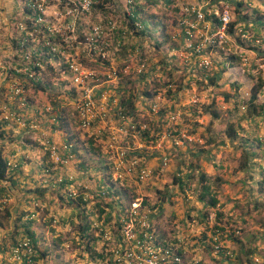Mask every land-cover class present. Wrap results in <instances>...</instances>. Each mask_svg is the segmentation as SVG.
I'll list each match as a JSON object with an SVG mask.
<instances>
[{
	"label": "built area",
	"instance_id": "1",
	"mask_svg": "<svg viewBox=\"0 0 264 264\" xmlns=\"http://www.w3.org/2000/svg\"><path fill=\"white\" fill-rule=\"evenodd\" d=\"M16 1L18 7L14 17L5 25L7 48H0L3 51L0 54V81L4 82L0 86V122L21 129V134H27L31 142L44 146L54 169L63 171L52 180V185L65 179L87 189L91 180L100 178L104 172L99 179L102 184L94 192L84 191V199L93 201L108 195L116 199L115 191L121 190L128 197L132 196L122 210L119 204L113 206L111 220L103 216L97 219L95 208L89 207L88 211L94 213L90 216L93 236L106 244L104 252L107 255L103 261L94 260L88 264H108L107 261L112 264H187L179 240L166 239L156 228L154 218L162 208L156 180L166 169L169 154L164 152L163 140L167 139L169 145L177 148L192 138L182 131L173 133L175 129L170 127L180 115L178 108H160L163 99L159 93L148 98L133 89L123 90L120 76H140L144 79L142 84L164 80L162 91L169 90L168 103L175 106L174 103L181 99L186 104L196 105L200 101L196 81L206 83L207 75L214 73L212 60L205 51L218 49L224 55L222 66L225 69L230 59L247 62L245 52L251 54L261 67L264 66V33L253 36L251 25L246 22L234 24L229 29L234 17L230 5L222 0H187L178 7L169 38L181 51L175 53L176 46L173 45L165 47L171 50L169 55L178 56L182 61L180 66L164 65L169 71L166 75L173 76L170 78L162 75V64L149 65L137 46L132 50L123 48L141 29L134 0L121 3L120 18L105 11H95L93 7L99 0ZM242 1L250 21L254 15L248 6L254 2ZM96 13L98 19L92 21V14ZM254 46L258 49L252 48ZM126 51L128 59L118 63L121 52ZM177 73L183 76L179 80L181 89L177 87L179 81L175 83ZM36 92L48 96L38 101L33 97ZM122 92L125 96L138 94L132 110L120 104ZM161 110L165 122L160 132L155 133L151 117ZM69 117L73 124L69 123ZM36 130L41 131L40 135H36ZM77 131L85 141L84 147L88 146V138L99 144L102 159L98 164L100 162L105 169L98 171L92 167L66 171L80 161L73 153ZM53 134L61 137L54 140ZM146 135L149 140H144ZM152 152L159 154L160 163L156 168L144 161L145 155ZM6 165L10 169L16 166L9 160ZM41 171L43 185L47 182V163ZM70 195H75V189H71ZM10 199L9 194L0 195V213L9 205ZM30 204L32 207L25 218L37 221L42 207L32 199ZM51 222L54 228L58 226V219L51 218ZM218 235L219 231L215 230L212 243ZM211 245L213 251L218 250L217 244ZM35 256V247L26 235H20L6 246L0 255V264H32Z\"/></svg>",
	"mask_w": 264,
	"mask_h": 264
},
{
	"label": "rangeland",
	"instance_id": "2",
	"mask_svg": "<svg viewBox=\"0 0 264 264\" xmlns=\"http://www.w3.org/2000/svg\"><path fill=\"white\" fill-rule=\"evenodd\" d=\"M185 1L175 0L168 7L164 6L162 1L152 8H149L147 4H141L140 12H137V19L147 18L146 13L148 12L153 13L163 19L169 32L178 16V13L176 14L178 7ZM253 2L248 6L251 7L253 19L255 20V17L258 16L264 22V0H253ZM140 3H144L143 0H140ZM253 7L255 8L252 9ZM250 28H252L253 36H256L254 26L251 25ZM263 29L264 25L257 26L258 31L261 32ZM155 33L157 32H154V28L150 25L148 27L150 38L140 37L139 51L146 56L148 64L153 66L164 63L180 66L181 59L168 54L171 50L168 51L165 48L168 47L167 42L159 47L154 45L151 39L157 37ZM143 35H147V33L144 32ZM252 48L258 49L257 46ZM173 50L175 53L177 50L181 51L177 46ZM205 52L214 65V74L211 77L216 75V78L213 83H209L208 79L206 83H202L200 80L195 83L200 100L196 105L198 116H190L194 112L192 110L194 107L187 106L185 101L180 99L174 103L176 104L175 108H178L183 114V118L179 115L180 121L177 119L176 132L174 130L173 133L185 130L192 139L177 148L174 145H169L167 139L163 140L164 152L167 151L169 154H167V167L158 174L156 180V186L159 187L158 197L162 204L161 212L154 218L156 228L166 239H171V235L178 234L181 232L179 227L182 228V233L185 235L182 239L184 242H188L187 250L183 253L187 264H193L194 261H197V264H245L246 257H249L252 264H264V107L261 111L250 114L247 102L249 89L253 82L247 72L253 73L255 70H259L260 77L264 80V66L259 67L254 62L252 55L245 52L247 62L242 63L239 58H236L235 64L233 66L228 64L225 69L224 66L221 68L224 63V55H221L218 49L210 51L207 49ZM241 53L243 54V50ZM128 54L127 51L125 55L121 52L117 62L121 63L120 61L128 59ZM257 55L260 53L258 52ZM162 75L169 77L165 72ZM179 75L181 73L175 74L174 79ZM120 77L122 78V87L126 86L138 93L144 87L147 88V85L141 83L140 76ZM182 78L183 76L178 77V79ZM259 92V99L264 105V86ZM46 96L48 94L43 92L39 95L38 101L45 100ZM183 96H185V92ZM49 98H51V94H49ZM180 98H182L181 95ZM211 103L217 112L216 119H212L209 112L213 108H208ZM206 108L209 111H205ZM163 115L164 113L159 121H156V118L153 119L159 125L155 133L160 132L161 126L165 122H161L164 120ZM69 118V123H72V118ZM228 123L236 131L232 140L222 137L220 134ZM172 128L174 127L172 126ZM20 135L19 143L27 147L31 142L28 135L25 133ZM74 140L76 141V139ZM144 140H149V138L146 137ZM84 142L81 139V142H76V144L81 152L80 157L86 160V166L91 169L93 166L99 165L98 161L102 158L89 150L86 151L83 146ZM243 158L246 164L241 163ZM144 161L156 168L160 163L159 154L157 152L147 153ZM190 166L191 168H189ZM179 173L183 175L184 182L187 183V186H184L182 190L179 189L178 183L172 180L173 176ZM199 173L211 177L212 188L217 197V202L212 208L207 205L206 196L202 201L196 197L195 193L198 192L200 182ZM189 174L191 175L189 176ZM14 188L16 189V186ZM184 188H186L185 191ZM20 190L28 192L31 188L26 185V187H18V191ZM28 199L27 197L26 203ZM61 201L64 204L62 206L67 208L66 202ZM203 211L206 213L202 214ZM216 211H220L219 218H216ZM21 213V216L24 217L28 211L21 210ZM41 215H44L42 210L38 211V220ZM52 217L56 218L57 216L51 215ZM38 220L30 221L34 225L40 222ZM60 222L59 220L58 226ZM51 223L50 219L49 224ZM214 225L222 226L221 231L217 230L219 231L218 239L212 243L218 245V250H214L216 252L213 251L211 245V238L216 230L212 229ZM53 230L56 231L54 227ZM233 231H237L238 234H234ZM70 232L72 229L63 233H67L69 236ZM98 245L100 246V244ZM58 247V245L50 243L49 251L51 253L48 255L50 260V262L48 260V264L62 263L63 257H60L62 250ZM81 249L83 250V247ZM249 249L251 253H249ZM239 257L243 261H240Z\"/></svg>",
	"mask_w": 264,
	"mask_h": 264
},
{
	"label": "trees",
	"instance_id": "3",
	"mask_svg": "<svg viewBox=\"0 0 264 264\" xmlns=\"http://www.w3.org/2000/svg\"><path fill=\"white\" fill-rule=\"evenodd\" d=\"M110 1L111 0H104V1L100 0L99 4L95 5L93 8L95 9V11H99V12L105 11L106 13L114 16L113 15V10H112L114 8V5ZM159 1H162V3L165 4L164 6H166V7L171 5L172 2H175V0H143L144 3H140V0H134L133 1V6H134V10L136 12V15H137L138 11L140 12L141 4H147V5H149V8L150 7L152 8ZM212 1L216 2L218 0H212ZM222 1L224 3L230 5L232 13H233V17L234 18L229 23V29H231V27L234 24L239 25L240 22H246L248 26L249 25H253L254 26V29H255L254 32H255L256 36L260 35L261 33H264V29L261 32L257 30V26L264 25L263 20L260 17L257 16V17H255V20L252 19V21L251 20L249 21L248 20L249 16L246 15V13L244 11L245 8H247V7L245 5H243V1L242 0H222ZM254 8L255 7H253L252 9H254ZM177 13H178V11H176V14ZM137 17H138V15H137ZM146 17L147 18H139V20H138L139 22H141V29L136 31V33H138V35L136 36V39H134L135 42H133L134 40H127V42H129V43L126 42L123 45V48H128L129 50H132L134 48V46H137L138 49L140 50V37L143 38V39H144V37H146L147 39L150 38V35H148V27H150V25H152V28H154V32L155 31L157 32V33H155V34H157V37L153 38V40L151 39V41L154 43V45L156 47L162 46L166 42H167L166 44L169 47H171L172 45L176 46L175 43H171L170 42L169 38H170L171 28H170V30L168 32L167 27H166L165 23L163 22L162 18H160L159 16H157V15H155L153 13H150V12L146 13ZM175 20H176V18H175ZM253 20H254V23H253ZM144 32H146L147 35H143ZM123 55H125V52H123ZM139 56H140V53H139ZM84 64H87V63H84ZM233 64H235V61H231L230 60L229 61V65H233ZM164 65L165 64L162 63V66L160 67V69L162 70V72H165V73L169 74V71L165 70ZM221 68H223L222 65H221ZM254 72L253 73L247 72L248 76L253 80L252 85L250 86V89H249V97L247 99L248 112L250 114L251 113H257V112L261 111L263 109V107H264L263 102L260 101V99H259V93H260L259 91L264 86V80L261 79L260 74H259V70L258 71L255 70ZM169 77L172 78L171 76H169ZM178 77H180V76H178ZM178 77H175V83H177L180 80V79H178ZM215 78H216V75H214V77H211V76L207 75V79H208L209 83H213ZM121 79L122 78L120 77L119 83H121ZM142 80H144V79H142ZM151 83L152 84H149V83L145 82L144 85H147V88L144 87V89L142 91H140V93H142L143 95H145L148 98H151L153 94L159 93L160 97L163 99L161 101V103H160V108L166 107L167 110L175 108V106L172 105L173 103H168V99H166V96L170 95L169 90L162 91V87L165 84L164 80L160 79L158 82H156V81L152 82L151 81ZM150 85H152V86H150ZM177 87H178V89H181L183 87L180 81L178 82ZM124 89H127L126 86L123 88V90ZM136 93H138V92H136ZM135 95L136 96H133V95L130 94L128 96H125L124 92H122L120 94V104L125 105L128 110H132L133 106H134V102L136 101V98L138 97V94H135ZM196 105L187 104V106L194 107L192 109V110H194V112L190 116L195 117V116L199 115V112H196L197 111L196 110ZM210 107H213V108L210 111L207 110V108H206L205 111H209L210 115H211V118L212 119H216L217 118V112L215 111V106L213 105V103H211L208 108H210ZM162 114L163 113H162V110H161V111L158 112V114H156V115L151 117V121H152V123L154 124V127H155L154 132L157 131V128H158L159 125L156 124L153 119L156 118V121L157 120L159 121V119L162 116ZM180 115H181V118H183V114L181 113V111H180ZM144 118L147 119V120L149 119L148 116H145ZM178 120L180 121V119H178ZM161 122H163V121H161ZM176 123H177V121L175 123H172V126L174 127V129H175ZM1 125H3V123H0V126ZM172 126H170V127L172 128ZM178 131H180V130H178ZM175 132H176V129H175ZM182 132H185L186 134H188L185 130H183ZM220 134H221L222 137H225L227 139L232 140L235 137V135H236V131L228 123L224 127L223 131ZM188 135H190V134H188ZM146 137H147V135H146ZM87 145L88 146L85 147L86 151L89 150L90 152H93V154H96V156H98V157L101 155L99 144L94 142V140L92 138H88L87 139ZM73 149H75V148L73 147ZM73 153H74V151H73ZM74 154L76 156H78L79 158H81L80 154H76V153H74ZM241 163L242 164H246L244 162V158L241 161ZM80 164H82L81 165L82 168L78 167V169H87L88 168V166H86L87 162H86L85 159L81 158ZM6 166L7 165L5 163V160L0 155V179H4V180L6 179V177H5ZM93 167H95L98 171H101V170L106 168L105 166H102L100 164L97 165V166H93ZM189 168H191V166ZM104 174H105L104 172H101L100 178H95L94 177V179H93L94 181L91 180V183H89L90 186L87 189L83 188L82 185L77 187L75 185V183L73 182V180H71V181L63 180V181H67V183H68V184L66 183V185H68V186L65 187V190L63 191V194L65 196L64 201L66 202L67 206L75 207L76 208V213L80 217L79 219L77 218L76 221H72V220L69 221L71 229L75 230V232H76V234L78 236V239L81 240L80 244H83L82 245L83 250L85 252L87 251L88 253H90L89 255H91V254L93 255L94 254V253H92L93 251H95V252L98 251L97 257L99 259H101V261L106 259L107 253L104 252V251H105L107 246H106V244L100 243V241L96 240V239H98V237L93 236L92 228L90 227L91 226V218H90V216L93 215L94 213L92 211H88V209H89V207L95 208V212H96L95 215H96L97 219H101V217L103 216L107 220H111L112 219L111 210H112L113 206L115 204H119L120 205V209L122 210L125 206L128 205L129 200L132 197V196L128 197L125 194L124 190H121V191H115V193L118 195V197L116 199L113 198V197H108L109 195L104 197V198H98V197L94 198L93 201L92 200H88L87 198L84 199L83 198L84 191H88L89 192L90 190H92V192H94L97 188H99V186L102 184L99 179H101V177ZM190 175L191 174H189V176ZM198 176H199V181L200 182H199L198 192L195 193L196 197H199V199H201L199 201H202L203 197L206 196V199H205L206 203H207L208 206H210L212 208V207H214V205L217 202V197H216L215 190L212 188V181L210 179L211 177L207 176L204 173H199ZM172 180H173V182H177L178 183V186H179L180 190H182L184 186H187V183L184 182V177H183V175L181 173L174 175ZM8 181H11V180L8 179ZM59 183L61 184V183H64V182H59ZM12 186H14V185H12ZM71 189H75V195L74 196L70 195ZM185 189L186 188H184V191H185ZM107 190H109V189H107ZM157 192H159V190H157ZM3 194H7V193H3ZM78 200H80V201L82 200L81 201L82 203H79ZM201 213L204 214V213H206V211H203ZM21 214L22 213H20L18 215L17 219H19V218L21 219V217H22ZM215 215H216V218H219L220 211H216ZM8 217H9V212L5 208L3 210V213L0 214V224H1V221L2 222H4V221L6 222ZM41 217H43L45 219L44 215H41ZM46 219H48V222H50L49 218H46ZM97 221H99V220H97ZM30 224H31V221L24 218L23 219V224H22L23 228L20 229V227L16 226L15 221H14L13 222V227H12L13 230L11 231V239L14 237V235L17 233V231L21 232L20 235H26V237L29 239V242L35 247L36 256L33 257V263H32V264H35V258L37 256H39V257H41L42 255L44 256V253H42L41 249L39 247H37V245L35 243L34 233L29 228ZM217 224H219V223H217ZM212 229H216V230L221 231L222 230V226L221 225H214ZM59 240H60V238H59ZM97 242H99V243H97ZM98 244H100V246H99L98 250H96V247H97ZM248 251H249V253H251L250 249ZM245 259H246L244 261L245 264H252L250 259H249V257H246ZM239 260L243 261L242 259H240V257H239ZM107 262H108V264H112L109 261H107Z\"/></svg>",
	"mask_w": 264,
	"mask_h": 264
},
{
	"label": "crops",
	"instance_id": "4",
	"mask_svg": "<svg viewBox=\"0 0 264 264\" xmlns=\"http://www.w3.org/2000/svg\"><path fill=\"white\" fill-rule=\"evenodd\" d=\"M100 1V0H99ZM104 1V0H102ZM124 0H111L110 2L113 3L114 8L113 15L116 18H120V8L121 2ZM18 2L16 0H0V48L6 49V37L8 35L7 27L5 26L7 22L10 21L12 17H14L15 11L17 10ZM98 12V11H97ZM95 13V12H94ZM98 14H92L91 20L97 21ZM136 39V38H135ZM135 42V40L133 41ZM132 42V43H133ZM129 43V42H127ZM3 51H0L2 54ZM1 80V75H0ZM4 82L0 81V86L3 85ZM37 93V92H36ZM42 93H37L36 95L33 94L35 100H38L39 95ZM44 99V98H43ZM40 130H36V135H40ZM22 130L17 129L15 126H7L1 125L0 126V155L5 160V163L9 160L12 163H15L14 169L7 168L5 170V177L6 179H0V195L1 193H7L10 195V205L8 206L7 210L9 212V217L7 221L2 222L0 224V255L3 253L6 246L12 244L16 241L21 232L17 231L14 237L11 239V231L13 230V222L15 221L16 226L23 228V218L17 219L18 215L21 213V210H27L32 207L30 204L31 199L36 201L41 205L42 213H44V217L39 218L40 222L36 224H30L29 228L34 233L35 243L37 247H39L44 253V256L41 257L37 256L35 258V264H48L49 257L48 255L51 253L49 251L50 243L53 245H58L60 250H62V254L60 257H63V261L61 264H88L89 262H93L94 260H100L97 257V252L93 251L94 253L92 256L89 255L87 251L85 252L82 250L80 246V242L77 240L78 236L73 229L68 236L67 233L64 234L63 232H67L71 230L69 221H76L77 218L79 219V215L76 213L75 207L68 206L67 208L62 206L64 205L61 200L64 201L65 196L63 191L67 181H62L64 183H57L53 184L52 180L63 171L55 170L53 165L48 161L47 152L44 150V146L41 143L37 142H29L27 147H24L22 143L20 144V140L18 138L21 137ZM61 137L59 134H53L52 138L54 140H59ZM81 133H78L75 138L76 142H81L80 140ZM35 145H34V144ZM40 144V145H37ZM73 149L74 153L81 154L80 149H78V144L74 146ZM79 158L75 155V158ZM77 160V159H76ZM48 164L49 171L46 177L47 182L43 185L41 184V178L43 173L41 171V167L45 164ZM80 161L74 165L68 167L66 170L67 172H73L78 167H81ZM10 179L11 181H8ZM65 180V179H64ZM84 179L83 181H85ZM13 183V184H12ZM68 184V183H67ZM14 185V186H12ZM29 187L31 188L30 191L24 192L23 190L18 191V187ZM16 186V189L14 188ZM25 193V196L23 194ZM29 198L26 203V198ZM82 201V200H81ZM78 200L79 203H82ZM3 213V211L1 212ZM0 213V214H1ZM25 215V214H24ZM51 215L57 216L56 219L61 222L59 226L55 227L53 231V224H49V218L51 219ZM158 216V215H157ZM53 218V217H52ZM26 219V218H25ZM38 220V219H37ZM38 220V221H39ZM50 227V228H49ZM178 232L176 235H171V240L175 241L176 239L179 240L181 244V249L183 252H186V248L188 246V242H184L182 238H184V234ZM68 229V230H67ZM53 233V234H52ZM60 238V240H59ZM176 238V239H174ZM14 239V240H13ZM169 240V239H168ZM170 241V240H169ZM188 241V240H187ZM72 246L71 248L69 246ZM99 248L97 245L96 249ZM96 254V255H95ZM47 258V259H46ZM50 262V260H49Z\"/></svg>",
	"mask_w": 264,
	"mask_h": 264
},
{
	"label": "clouds",
	"instance_id": "5",
	"mask_svg": "<svg viewBox=\"0 0 264 264\" xmlns=\"http://www.w3.org/2000/svg\"><path fill=\"white\" fill-rule=\"evenodd\" d=\"M161 212V211H160ZM214 233H215V230H214V232H213V235H214ZM233 233H234V231H233ZM162 234V233H161ZM236 234H238V232L236 233ZM174 239H176V238H174ZM177 240V239H176ZM175 240V241H176ZM212 240H213V236H212V238H211V244H212ZM227 255H229V253L227 254Z\"/></svg>",
	"mask_w": 264,
	"mask_h": 264
}]
</instances>
